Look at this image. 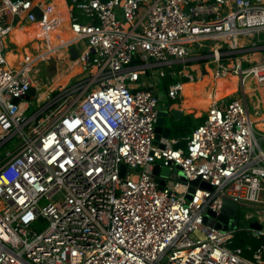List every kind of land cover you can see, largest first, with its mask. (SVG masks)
<instances>
[{
  "label": "built area",
  "instance_id": "1",
  "mask_svg": "<svg viewBox=\"0 0 264 264\" xmlns=\"http://www.w3.org/2000/svg\"><path fill=\"white\" fill-rule=\"evenodd\" d=\"M32 1L0 0V150L17 142L0 154V264H264V244L231 246L241 230L257 239L264 230L204 221L227 200L246 222L264 217V0H64L69 16L52 26H67L71 60L84 43L85 75L42 101L40 88L26 99L30 72L6 62L9 12ZM54 1L26 20L42 24ZM202 58L216 75L238 76L242 96L210 106L185 146L156 141L150 76ZM177 85L171 100L181 97ZM157 164L170 176L155 175ZM196 179L212 189L193 187L188 199Z\"/></svg>",
  "mask_w": 264,
  "mask_h": 264
},
{
  "label": "bare ground",
  "instance_id": "2",
  "mask_svg": "<svg viewBox=\"0 0 264 264\" xmlns=\"http://www.w3.org/2000/svg\"><path fill=\"white\" fill-rule=\"evenodd\" d=\"M45 4V0H33L32 3L28 6V9L21 13L19 16L12 14L9 12L10 22L12 29L10 31L11 41L16 46L15 49L9 51L6 56V62L8 68L12 71H19L20 68H24L25 72H30L31 67L35 64L33 61L29 62V64H25L27 61V56H31V52L28 49V45L31 44V48L33 50H44L45 52L42 54V60L50 59L55 56L59 60H62L67 68L65 72L59 73L56 76V79L53 81L51 89L56 88L58 86H65L68 81L75 76L81 74L84 69L86 62L84 60V55L86 53V49L83 44L79 42H75V46L79 49L80 57L76 60H71L68 56L66 44L70 41V33L67 30H64L62 26L53 27L52 26V18L56 17L55 22L65 21L67 20L69 14L66 9V3L64 0H55L53 2L54 7L53 10L46 12L44 22L42 24L35 25H26V15L27 13L37 5ZM18 24H22L18 27ZM17 27H16V26ZM15 26V27H14ZM10 43V42H9ZM63 45V46H61ZM215 48L218 49L220 44L215 43ZM199 48L206 49V47H198L197 45H192V50L196 51ZM40 55V54H39ZM37 58V57H36ZM48 61V60H47ZM232 67V64L230 65ZM197 70V73L193 78H198L197 80H191L186 83H182L179 85L181 89V95L183 96V102L181 106H177V110L187 111L188 114H194L196 112H200L207 110L213 104L221 102L229 97L226 96V86L234 82L239 83V77L234 74H227L226 76L216 75L215 70H213L209 65H197L194 67ZM188 76V74H186ZM180 75L177 74L175 77V82L170 84L174 85L178 82ZM210 78L213 79L215 88H207L208 80ZM233 86V85H232ZM33 88L38 90L39 87L36 83L33 84ZM249 90V89H248ZM248 93L252 91H247ZM263 95V103H264V90H262ZM47 91L39 92V101H42L46 98ZM197 103L200 107H197ZM205 109V110H204ZM261 118L263 115L254 116L253 119L258 123V127L262 126ZM248 214L258 217L259 214L256 211L248 210ZM264 220V217L262 218ZM261 229L264 230V221L261 224Z\"/></svg>",
  "mask_w": 264,
  "mask_h": 264
},
{
  "label": "rangeland",
  "instance_id": "3",
  "mask_svg": "<svg viewBox=\"0 0 264 264\" xmlns=\"http://www.w3.org/2000/svg\"><path fill=\"white\" fill-rule=\"evenodd\" d=\"M67 1L70 3V0H67ZM64 30H67V26H65ZM9 42H10L9 41V37H7L5 39V44L7 46V50L6 51H11L12 49H15V46H13ZM81 44H84V43H81ZM85 45H86V41H85ZM28 49H29V51L32 54L31 61H33L35 63L31 67V70H30L31 77L34 80V83H36L38 85V87L40 88L41 92L47 91V95L51 91H53L52 95H55V92H58L60 89L65 88L68 84H72V83L80 80L85 75L84 73L83 74L81 73V74L75 76L74 78H72L71 81L69 80L68 83L65 86H58L56 88L51 89L50 87L52 86L53 81L56 79L57 74L65 72L67 66L64 63H62V60H59L55 56L51 57L50 59H46V60H42L41 61L40 59L42 58L41 56L45 52V49L44 50H38V49L33 50L31 48V44L28 45ZM77 50L79 51L78 48H77ZM200 54H201V56L208 55L207 53H203L202 51L200 52ZM74 60H76V59H74ZM203 60L205 62L201 63ZM210 60L211 59H209V58H204V59L202 58V59H199V60H194V61H192L190 63L185 64V65L184 64H175L172 67V70L175 71L176 74H173L171 72L169 74L170 69L167 68V67L166 68H164V67L155 68L154 71H155L156 75L155 76L153 75L152 77L150 76L149 80H150V82L154 83L155 91L159 95L160 104H164V105L168 106L169 102H171V99L168 97L167 90H168L169 85L175 82V80H176L175 77H176L177 74L180 75V78L178 79V82L176 83L178 85L182 84L185 81L189 82L191 80H197L198 78H193L192 77V76L195 77V75L197 73V70L194 67L197 66V65L198 66L199 65H208V62ZM209 67H211L213 70H215L217 65L210 64ZM163 68L168 73L165 78L160 77V75H159L160 69H163ZM149 73L151 74V72H149ZM186 74H188V76ZM208 83H209V80H208ZM228 86L231 89V91L233 92L234 96H231L232 98H230V99L227 98L226 100H232L233 98H237L238 96L239 97L242 96L243 92L242 91L240 92V90L238 89L237 86H232V85H228ZM248 89L250 90L249 87L246 88V90H245V93H244L245 96H247V99H249V100H251V98L254 99L253 98L254 94L252 92L248 93L247 92V91H249ZM258 95H259V93H258ZM182 99H183V96L181 95V97H177L176 100H174V101L181 102ZM34 111H35V108H34V104H33L30 112H34ZM204 112L205 111H202V114H200V112L198 111V112H196L194 114H189V115L192 118H199V117H202V116H204L206 118V114ZM251 112L254 113V110L251 109ZM169 123H170V120L167 122V125H169ZM179 140H181V138ZM16 143H17L16 140L10 142L8 145H6L5 147H3L0 150V154L1 153L4 154L8 150H12L13 146ZM251 210H253V209H251ZM245 213H246L245 211H241V219H240V223L238 224V228L239 229L249 228L250 223L251 222H255V221L246 222L244 220V214ZM263 221L264 220H262V223H263Z\"/></svg>",
  "mask_w": 264,
  "mask_h": 264
},
{
  "label": "water",
  "instance_id": "4",
  "mask_svg": "<svg viewBox=\"0 0 264 264\" xmlns=\"http://www.w3.org/2000/svg\"><path fill=\"white\" fill-rule=\"evenodd\" d=\"M33 12L38 19H41L42 11L40 8L35 7ZM70 51H71L72 59L79 58V53L74 47H72ZM35 94H36V90L33 87H31V89L29 90L26 96V99L31 100L32 96H35ZM187 115H189L187 111H180V110H177V108L175 107H172V108L169 107L168 109L164 107H159L158 108V120H157L156 128H155V134H156L155 140L159 141L161 137L166 138V139H171L170 138L171 137V127H170V123L169 125H167V122L169 120L177 122ZM160 146L164 148V145L161 144ZM121 171H122V175H124L126 171L125 165H122ZM176 171L177 169L174 170V172ZM154 174L170 176L171 171L169 167H164V166L160 167V165L157 164L154 168ZM179 179L182 181L186 180V177L183 172H179ZM156 180L160 185L159 186L160 189H162L163 185L165 184V181L161 180L160 178H157ZM191 185H192V188H190V195H188V199H191L192 197L191 194L194 192L193 187L200 186L208 190L212 189V187L208 183L201 182L200 179L191 181ZM238 218H239V205L232 201L227 200L225 201V205L222 209V212L219 215H216L212 211H208L206 215L204 216V221L209 223L210 225L215 226L218 229L227 230L228 227H236L238 225L237 223ZM250 227L256 230H260L261 224L257 221L251 222Z\"/></svg>",
  "mask_w": 264,
  "mask_h": 264
},
{
  "label": "trees",
  "instance_id": "5",
  "mask_svg": "<svg viewBox=\"0 0 264 264\" xmlns=\"http://www.w3.org/2000/svg\"><path fill=\"white\" fill-rule=\"evenodd\" d=\"M205 61L203 60L201 63H204ZM188 82V81H185ZM183 82V83H185ZM209 86L213 87L214 86V81L212 78L209 80ZM233 86H237V83L234 82L232 83ZM226 96L229 94L228 90H226ZM179 102H176L174 100H171L169 102L168 107L171 105L177 104ZM205 121V117H199V118H192L190 115L183 117L181 120L174 122L170 121V127H171V139H180V142L178 144V147L185 146V141L184 139L192 134V132L201 124H203ZM241 219V216H240ZM262 244H264V236L257 239L253 237V235L250 232L241 230L239 231L233 241H232V247H238V248H244L249 245L252 247V251H255L257 248H259ZM245 255L247 257H251L252 252L245 251Z\"/></svg>",
  "mask_w": 264,
  "mask_h": 264
},
{
  "label": "crops",
  "instance_id": "6",
  "mask_svg": "<svg viewBox=\"0 0 264 264\" xmlns=\"http://www.w3.org/2000/svg\"><path fill=\"white\" fill-rule=\"evenodd\" d=\"M46 1L47 0H45V4H41L40 6H44V5H46L47 3H46ZM65 2V1H64ZM66 3V2H65ZM35 7H38V5L37 6H35ZM65 7H66V9L68 10V14H69V6H68V4L66 3V5H65ZM39 8V7H38ZM9 20H10V18H9ZM30 25V24H32V25H35L34 23H31V22H28V20H26V25ZM22 25V24H21ZM20 24H18L17 26L18 27H20L21 26ZM16 26V25H15ZM14 26V27H15ZM16 26V27H17ZM9 41H10V43L13 45V46H15L14 44H13V42L11 41L12 39H11V35L9 34ZM5 46H6V44H5ZM15 48H16V46H15ZM6 50H7V46H6ZM13 50V49H12ZM9 51H6V56H7V53H8ZM27 58H32V54H31V56H27ZM186 83V82H185ZM229 85H231V84H229ZM207 86V88H215L216 87V85H214L213 87H210L209 86V84H207L206 85ZM226 86V89L228 90V95L227 96H225L226 98L227 97H231V96H234V94H233V92L231 91V89L229 88V86L228 85H225ZM238 87V86H237ZM182 102H183V99L181 100V102H179V103H177V104H175V105H171L170 106V108H172V107H177V106H181L182 105ZM160 107H164V108H166V109H168L169 107L168 106H166V105H164V104H160ZM197 107L199 108L200 107V105L197 103ZM205 110V109H204ZM201 111H203V110H201ZM205 112H206V110H205ZM204 112V113H205Z\"/></svg>",
  "mask_w": 264,
  "mask_h": 264
},
{
  "label": "flooded vegetation",
  "instance_id": "7",
  "mask_svg": "<svg viewBox=\"0 0 264 264\" xmlns=\"http://www.w3.org/2000/svg\"><path fill=\"white\" fill-rule=\"evenodd\" d=\"M238 224L240 223V214H239V218H238V222H237Z\"/></svg>",
  "mask_w": 264,
  "mask_h": 264
}]
</instances>
